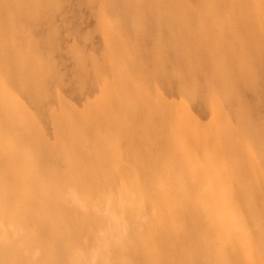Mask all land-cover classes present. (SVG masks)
<instances>
[{"label": "bare ground", "instance_id": "bare-ground-1", "mask_svg": "<svg viewBox=\"0 0 264 264\" xmlns=\"http://www.w3.org/2000/svg\"><path fill=\"white\" fill-rule=\"evenodd\" d=\"M74 1L0 0V264H264V0Z\"/></svg>", "mask_w": 264, "mask_h": 264}, {"label": "rangeland", "instance_id": "rangeland-1", "mask_svg": "<svg viewBox=\"0 0 264 264\" xmlns=\"http://www.w3.org/2000/svg\"><path fill=\"white\" fill-rule=\"evenodd\" d=\"M74 3L77 4L75 1H74ZM74 3L73 2H71L70 4L65 3L63 8L61 9V11L57 12V14H56L57 17H56L55 21L57 20L56 26L58 28L57 29L58 33L63 34L65 29H67L68 30L67 32H69L70 34L72 32H75L76 34L79 35V37L77 38L76 44H79V46H81V47L86 46V48H90V47L92 48L93 45L95 44V42L98 40V38L96 36H94L90 39L91 41L88 40V41L83 42L82 37L87 30H90L93 28V25H94L93 19L94 18L89 16V12H88L89 9H87V7H85L84 5H81L79 3L78 5H80L81 7L79 6V9L76 10ZM83 6H84V8H82ZM73 9H75V14H76V12H78L79 14L78 15L76 14V16H74ZM75 17H77V21L72 20ZM58 18H60V19H58ZM73 25H75V26H73ZM61 32H63V33H61ZM65 43H67L68 46H72L73 44H75V42L73 41V38L70 36L68 38H66L65 41L63 40V46ZM44 46H46V43H44ZM57 53L58 54L57 55L55 54V56L53 57V60H55V62H58L57 63V68H58L57 74L59 73L60 75L63 76V78H64L63 80H64V82L66 81V84L59 85L58 87H54L55 93H56V95L59 96L58 98L60 99L61 102L67 103L69 106H71L70 108L74 109L77 112H81L80 110H82V108L78 107V104L76 103V99L74 98L76 96L73 93H71L72 88H74V86H75L72 83L75 81V79H77L76 74L72 71L73 62L71 61V59L69 57L64 56L65 55L64 52L60 51ZM151 83L156 85V86H159L162 84V83H160L158 81H154V80ZM51 84H52V86L55 85V83H53V82ZM70 95L73 97H71ZM19 102L24 107H22V108L16 107V109H19L20 111H22L24 113H28L29 110L32 111V109H30L27 106V104H25L23 102V100L20 99ZM52 103L53 102H51L50 109L52 110L53 115L52 114H51V116L49 115V118L47 121H43L40 118H38L37 116H34L33 117L34 118L33 123L38 129H40L41 131H43L45 133L43 138L48 143V145L53 150H56L55 134L53 132V122H55L57 120L58 121H64L65 116L62 113V111L59 109V106H56L55 104H52ZM175 103L180 105V100H178ZM175 103H173V104L175 105ZM181 112H183L184 114H186V115H188L194 119L196 118L192 112H188L187 110H183V109L181 110ZM32 114H33V111H32Z\"/></svg>", "mask_w": 264, "mask_h": 264}]
</instances>
